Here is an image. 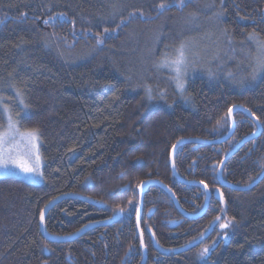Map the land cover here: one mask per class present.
I'll list each match as a JSON object with an SVG mask.
<instances>
[{"label":"trees","instance_id":"trees-1","mask_svg":"<svg viewBox=\"0 0 264 264\" xmlns=\"http://www.w3.org/2000/svg\"><path fill=\"white\" fill-rule=\"evenodd\" d=\"M263 10L264 0H0V131L8 107L22 127L39 129L44 160L41 183L0 176V264H141V183L160 180L186 211L199 212L205 190L174 176L171 151L184 137L224 136L234 104L259 117L262 132L227 160L223 177L256 180L264 170V72L256 67ZM181 44L189 62L183 93L173 73L157 67ZM234 117L225 142L177 149L181 176L220 184L223 158L257 128L243 111ZM63 193L73 195L47 214L48 233L108 222L50 241L40 215ZM223 193L202 216L183 218L170 193L150 185L140 220L145 264H264V179ZM211 227L199 244L175 251Z\"/></svg>","mask_w":264,"mask_h":264},{"label":"water","instance_id":"water-1","mask_svg":"<svg viewBox=\"0 0 264 264\" xmlns=\"http://www.w3.org/2000/svg\"><path fill=\"white\" fill-rule=\"evenodd\" d=\"M264 12V10H263ZM234 105L238 106V107H233ZM231 108H232V112L229 113V117H230V121H231V126L229 128V131L222 137L219 138H215V139H203V138H199V137H184L181 138L180 140H178L175 145L172 148L171 151V166H172V170L174 175L183 183L186 184H192V185H199L202 186L205 191H206V200H205V204L204 206L201 208V210L197 213H191L186 211L180 204L179 199L177 197V195L175 194V192L169 187L167 186L165 183L161 182L160 180L157 179H148L144 182L141 183L140 187H139V209H138V214H137V225H138V230L140 233V237H141V245L143 248V259L141 264H145L147 261V250L146 247L144 245V238L141 232V215H142V210H143V204H144V197H145V193L146 190L148 189V187L152 184H157L160 185L161 187H163L166 191H168L170 193V195L172 196L177 208L181 211V213L184 215V217H189V218H198L200 216H202L204 214V212L207 210L208 206H209V202L212 196V192L209 188V186L204 183L203 181H199V180H188L186 178H184L183 176L180 175V173L178 172L177 168H176V163H175V155H176V151L177 149L185 144V143H203V144H219L222 142H225L226 140H228L232 134L235 131V127H236V121H235V117L234 114L236 113V111H243L245 112L250 118H252L256 124H257V129L252 132L251 134L245 136L234 148H232L227 154L226 156L223 158L221 165L219 167V171H218V178L219 181L225 186V187H229L232 188L234 190H249L252 187H254L255 185H257L258 183H260L263 179H264V170L263 172L258 176V178L256 180H254L252 183L247 184V185H239L236 183H233L231 181L225 180L223 177V169L225 166V163L227 162V160L248 140L253 139L257 136H259L262 132V124L261 122H257L255 115H253V113L251 112V110L241 104H234ZM250 110V111H249ZM203 182V183H201ZM205 185H207V187H205ZM129 187V186H128ZM73 194L70 193H63L58 195L57 197H55L54 199H52L44 208L43 210V214H44V220L41 221V227H42V231L45 234V236L50 240V241H68V240H72L75 239L81 235H83L86 231H88L89 229L93 228L96 225H100V224H106L108 221H102V222H93V223H89L86 226H84L83 228H81L79 231L70 234V235H65V236H60V235H54V234H50L47 232L46 230V226H45V220H46V216L49 213V211L55 206L57 205L61 200H63L66 197H70ZM214 195L219 198L221 201H224V194L222 192L221 188H218L215 190ZM92 200V199H90ZM212 231V227L208 230L207 233H205L203 236H201L200 238H198L197 240L182 246L178 249H176L175 251H185L189 248H191L194 245L199 244L204 238H206ZM44 264H48L47 262H45Z\"/></svg>","mask_w":264,"mask_h":264},{"label":"snow or ice","instance_id":"snow-or-ice-1","mask_svg":"<svg viewBox=\"0 0 264 264\" xmlns=\"http://www.w3.org/2000/svg\"><path fill=\"white\" fill-rule=\"evenodd\" d=\"M166 5L163 3L160 4V8H164ZM47 23V21L45 22ZM250 38H255V34H250ZM189 62L185 52V45L181 44L176 50L174 56H163L158 64L157 67L159 68H168L172 73V79L175 81L177 88L181 93L184 91V76L187 74ZM256 67L259 71L264 72V58H260L256 62ZM149 98H151V89H148ZM23 104V100L20 101ZM26 107V106H25ZM233 107H238L234 105ZM5 111H8L6 108ZM250 111V110H249ZM228 112H232V108L228 109ZM253 115H255L253 113ZM257 122H259V117H256ZM17 121H15L9 111L7 115V130L0 132V168L8 169L10 165H15L22 169L25 173H36L37 167L39 165V157L38 155L35 156V161L37 167H32L25 161L17 160L12 158L9 155L11 149L6 148V145L15 138L16 135H20L19 128L17 127ZM33 146H35L36 141L39 139V129H29L25 133L22 134ZM203 183V182H201ZM207 187V185H205ZM123 211V209H121ZM41 221L44 220V214L41 213L40 215ZM220 220L219 217L215 218V222ZM229 221L220 224L222 229L229 227ZM210 249L205 247L200 252L201 257L207 256Z\"/></svg>","mask_w":264,"mask_h":264},{"label":"rangeland","instance_id":"rangeland-1","mask_svg":"<svg viewBox=\"0 0 264 264\" xmlns=\"http://www.w3.org/2000/svg\"><path fill=\"white\" fill-rule=\"evenodd\" d=\"M198 58V56H196ZM24 108V114L26 115L29 113V107H25V104H20ZM6 107H4L5 111ZM8 111H5L6 116L9 113V108L7 107ZM5 127L0 131L7 130V118ZM14 119V118H13ZM16 121V119H14ZM17 127L19 128L20 135H16L14 139H12L7 145L6 148L11 149L9 155L17 160L25 161L32 167H37L35 156L38 155L39 157V165L37 167L36 173H25L22 169L15 165H10L8 169L0 168V176L6 175H15L22 179H25L32 183H41L43 182V167H44V160L41 155L40 151V136L39 139L36 141L35 146H33L22 134L25 133L27 130L22 127L19 123H17ZM227 229V228H225ZM229 233L227 230L222 233L223 239L226 241L228 239ZM208 255V254H207ZM206 257V256H205Z\"/></svg>","mask_w":264,"mask_h":264},{"label":"flooded vegetation","instance_id":"flooded-vegetation-1","mask_svg":"<svg viewBox=\"0 0 264 264\" xmlns=\"http://www.w3.org/2000/svg\"><path fill=\"white\" fill-rule=\"evenodd\" d=\"M200 181V180H199ZM220 182V181H219ZM223 187H225L221 182H220V184L218 185V186H216L215 188H213V189H211L210 188V190H211V192H212V196H211V198L214 196L215 198H217L215 195H214V192H215V190L216 189H218V188H221L222 189V192H223ZM205 190V189H204ZM205 193H206V191H205ZM224 194V193H223ZM217 199H219V198H217ZM211 200V199H210ZM220 200V199H219ZM223 202V201H222ZM183 215V214H182ZM183 218H184V215H183Z\"/></svg>","mask_w":264,"mask_h":264},{"label":"bare ground","instance_id":"bare-ground-1","mask_svg":"<svg viewBox=\"0 0 264 264\" xmlns=\"http://www.w3.org/2000/svg\"><path fill=\"white\" fill-rule=\"evenodd\" d=\"M257 129V128H256ZM249 141V140H248ZM175 176V175H174ZM125 187V186H124ZM139 190V189H138ZM89 198V197H88ZM112 221V220H111ZM98 226V225H97Z\"/></svg>","mask_w":264,"mask_h":264}]
</instances>
